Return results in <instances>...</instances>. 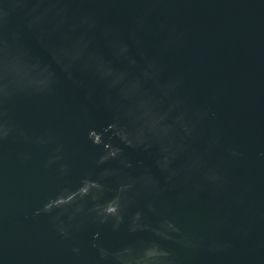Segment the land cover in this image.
<instances>
[{
	"label": "water",
	"instance_id": "water-1",
	"mask_svg": "<svg viewBox=\"0 0 264 264\" xmlns=\"http://www.w3.org/2000/svg\"><path fill=\"white\" fill-rule=\"evenodd\" d=\"M54 2L34 0L26 17L16 15L12 20L13 29L24 27V46L58 74L59 83L48 97L19 99L10 113L12 122L32 139L0 144V264H93L92 241L111 264H159L156 258L163 253L148 246L153 240L170 248L179 264H264V156L260 155L264 152V0H164L148 18L155 30L143 35L145 49L131 46L137 58L153 54L165 35L158 30L161 24L182 33L179 51L162 60L163 76L181 74L187 102L216 113L204 125L205 135H218L221 143L209 167L226 173L231 187L215 198L202 194L190 204H183L180 195L189 189L195 160L190 153L169 150L165 138L175 136L179 141L181 136L175 125L159 126V139L149 151L128 148L107 134L116 114L104 104L105 85L77 73L84 82L77 86L62 71L66 60L102 57L114 66L116 81L126 77L130 82L126 91L134 92L140 67L115 59L103 33L105 28L113 29L114 38L122 42L117 53H123L137 14L148 5L135 0L73 2L74 17H97L96 30L85 35L61 26ZM101 71L112 74L107 65ZM148 95L154 98L151 103L140 105L146 116L153 106L157 112L166 111L155 89ZM164 119L161 115L152 125ZM91 130L107 141L109 150L113 145L123 149L124 156L98 167L96 161L105 148L92 143ZM38 137L50 139L37 143ZM230 148L239 150L241 159L233 161ZM57 155L62 159L54 160ZM65 163L69 167L60 173ZM244 193L249 210H233L230 221L240 226L241 233L250 229V235L217 230L213 218L222 216L233 198ZM56 197L61 198L60 207L53 215L57 212L62 221L83 226L70 241L59 237L52 216L35 215ZM164 218L193 236L231 239L233 247L216 255L189 251L156 236L154 226H166ZM74 244L89 259L74 256L70 250Z\"/></svg>",
	"mask_w": 264,
	"mask_h": 264
},
{
	"label": "clouds",
	"instance_id": "clouds-1",
	"mask_svg": "<svg viewBox=\"0 0 264 264\" xmlns=\"http://www.w3.org/2000/svg\"><path fill=\"white\" fill-rule=\"evenodd\" d=\"M73 2H85V0H55L52 5L57 13L58 20L62 27L72 30H80L85 35L94 32L97 27V17L94 14H82L78 18L73 16L70 4ZM135 2L148 5L136 16L135 27L130 31L128 43L124 44V52L117 53L121 46V41L114 38L115 31L111 28L104 29V37L111 44V54L115 59L129 63L131 66H139L140 71L137 76V88L134 92H127L130 83L128 79L117 82V74L113 65L102 57L89 56L81 57L78 60H66L62 64V71L65 76L72 80L77 86H83L84 82L78 78L79 74H89L98 82L105 85L104 104L116 115L109 125V136L117 138L126 147L132 149L142 148L144 151L152 149L154 142L159 139V126L175 128L181 134L177 141L175 136L165 138L169 150L177 154L190 153L195 160L188 179L191 184L187 192L180 195L183 204L198 202L202 194L207 193L215 198L220 193L228 192L231 183L228 175L218 169L217 166L209 167V160L214 152L221 147L218 135H205L204 125L209 119H215L216 113L211 108L193 107L182 94L184 78L181 74L173 78L165 79L163 76L166 65L163 58L171 51H179L182 43V33H178L175 28L168 29L164 24L159 25V31L164 32V38L160 41L156 51L143 57L137 58L132 55L131 46L144 50L143 35L154 31L149 24L148 18L156 11V6L164 0H135ZM34 7V0H0V144L9 139H23L29 141L32 138L27 135L23 128L14 124L11 120V110L21 98L33 99L44 98L53 94L59 83L58 74L47 66L41 64L32 51L23 44L24 27L17 25L12 28V20L16 15L27 16ZM107 65L112 69V74H104L101 71ZM150 89H155L158 93L156 98L159 103L166 106L163 113L153 111L145 115L141 104L151 103L154 99L148 95ZM115 92V96L112 93ZM145 97L146 99H142ZM163 115L165 119L159 121L158 126L152 125L153 119H159ZM50 139V138H48ZM44 137L36 138L37 143H47ZM89 139L96 146H103L105 152L96 161L97 166L105 165L109 160H116L124 156L123 149L113 145L108 149L107 141L99 138L98 132L91 130ZM63 145L56 151L61 152ZM233 161H238L242 153L236 148L227 150ZM264 156V152L260 154ZM24 159H28L27 154H22ZM62 157L57 155L54 160L59 161ZM174 159V157H173ZM53 161L50 160L45 165L47 168ZM68 164L60 166V173H65ZM174 171V170H173ZM198 177V178H194ZM93 184L96 181H92ZM248 193L235 196L233 204L222 216L214 217L213 223L217 230L223 232L239 233L243 237L250 235V229H245L241 233L240 226H233L230 217L233 210L239 209L248 211ZM60 197L49 199L38 208L36 216L42 214L53 217L54 228L59 237L64 241L73 239L74 234L81 231L83 226L76 223H67L58 218V213L53 215L54 210L60 207L57 201ZM109 215L111 212L108 213ZM164 227L154 226L156 236L163 240L170 241L182 248L192 252L201 250L210 255L223 254L229 252L232 247V240L215 236H193L186 233L176 224L165 219ZM149 247L154 246L163 255L157 257L159 264H179V258L167 247L161 245L157 240H153ZM91 248L95 250L93 264H111L110 257L102 254L101 247L92 241ZM71 253L81 259H89L80 246L72 245Z\"/></svg>",
	"mask_w": 264,
	"mask_h": 264
}]
</instances>
